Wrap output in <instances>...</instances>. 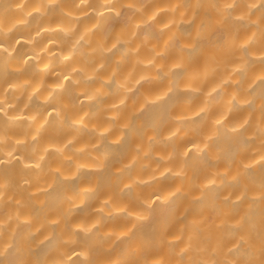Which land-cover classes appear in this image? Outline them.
I'll return each instance as SVG.
<instances>
[{
    "label": "clouds",
    "instance_id": "9594fccd",
    "mask_svg": "<svg viewBox=\"0 0 264 264\" xmlns=\"http://www.w3.org/2000/svg\"><path fill=\"white\" fill-rule=\"evenodd\" d=\"M0 264H264V0H0Z\"/></svg>",
    "mask_w": 264,
    "mask_h": 264
}]
</instances>
